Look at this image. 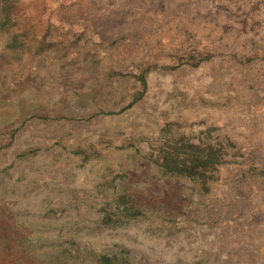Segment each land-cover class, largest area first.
<instances>
[{
    "label": "rangeland",
    "instance_id": "1",
    "mask_svg": "<svg viewBox=\"0 0 264 264\" xmlns=\"http://www.w3.org/2000/svg\"><path fill=\"white\" fill-rule=\"evenodd\" d=\"M0 264H264V0H0Z\"/></svg>",
    "mask_w": 264,
    "mask_h": 264
}]
</instances>
